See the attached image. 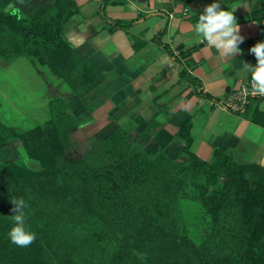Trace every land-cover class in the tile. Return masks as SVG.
Wrapping results in <instances>:
<instances>
[{
  "label": "crops",
  "instance_id": "1",
  "mask_svg": "<svg viewBox=\"0 0 264 264\" xmlns=\"http://www.w3.org/2000/svg\"><path fill=\"white\" fill-rule=\"evenodd\" d=\"M56 1L0 0V9L27 22ZM74 1L79 10L65 22L64 33L76 59L99 78L84 89L60 77L41 54L0 57L1 131L30 129L3 123L7 111L42 124L62 110L76 121L69 133L72 158L85 157L109 134L123 128L152 156L164 147L180 172L185 140L178 132L190 121L192 150L200 158L213 162L214 150L220 148L247 165L249 174L262 173L264 126L244 109L253 97L248 110L258 105L264 111V96L250 94L239 109L229 101L251 81L244 63L256 65L249 49L264 42V18L261 23L254 17L256 10L264 8V0ZM213 2L225 10L235 9L244 40L233 57H221L194 32L198 16ZM189 48L194 49L191 56L183 55L181 51ZM184 69L196 80L183 76ZM23 150L20 137L0 138V161L19 160Z\"/></svg>",
  "mask_w": 264,
  "mask_h": 264
},
{
  "label": "trees",
  "instance_id": "2",
  "mask_svg": "<svg viewBox=\"0 0 264 264\" xmlns=\"http://www.w3.org/2000/svg\"><path fill=\"white\" fill-rule=\"evenodd\" d=\"M78 10L74 0H58L45 13L26 22L18 14L0 9V57L9 60L41 54L60 77L71 81L78 76L77 86L84 89L94 84L98 73L76 59L75 49L64 33L65 22ZM254 17L262 23L264 8L256 10ZM260 34L262 40V27ZM193 50L181 52L191 56ZM183 76L196 80L186 69ZM250 101L244 111L264 126V111L258 105L249 111ZM60 111V116L25 131L5 133L0 129L2 140L20 137L29 158L40 160L44 167L35 172L17 160L0 161V205L5 212L0 215V244L4 245L2 256L9 259L8 264L47 261L49 253L45 249L31 260L24 256L35 252L32 245L22 248L12 244L8 238L12 225L5 219L12 211L13 198L22 197L28 202L27 211L38 203H46L44 194L30 199L34 191L44 190L58 197L61 193L67 196L70 213L77 216V221L88 216L95 221L90 227L97 226L93 233L97 235L98 264H264V170L253 176L247 165L236 162L230 152L220 148H215L213 162L200 158L192 150L190 121L178 132L185 140V161L180 172L174 160L164 153V147L157 156H152L140 149L135 140L130 141L123 128L109 134L85 157L72 158L68 155L69 133L76 121ZM42 177L53 183L47 187L48 184L40 185L33 180ZM220 177L225 178L221 184ZM198 181L204 188L200 201L211 214L210 233L200 243L176 230L180 193L187 184ZM33 182L35 187H30ZM41 214L38 212L35 226L32 219L26 221L27 229L36 235L33 245L45 234L54 232L52 226L45 229ZM78 225L80 231L82 225L80 222ZM140 227L155 231L154 241L159 246L154 255H148L145 247H137L128 236ZM47 240L50 245L57 241L51 234ZM7 246L13 249L7 250ZM16 249L25 250L23 257L12 254Z\"/></svg>",
  "mask_w": 264,
  "mask_h": 264
},
{
  "label": "rangeland",
  "instance_id": "3",
  "mask_svg": "<svg viewBox=\"0 0 264 264\" xmlns=\"http://www.w3.org/2000/svg\"><path fill=\"white\" fill-rule=\"evenodd\" d=\"M73 80L77 85L79 82L78 76H75ZM5 116L6 119H4V121L1 120L3 123L7 124L8 122L10 125H16L17 123L21 129L33 128L35 126L45 124L46 121L50 120L46 119V121H42V124H39L35 119H20V116H18L16 113L11 112L8 114V111L6 112ZM129 139L130 141L132 140L131 138ZM23 151V157L17 160L19 163H24V166L35 172L42 171L44 169L40 160L29 158L27 151L25 149ZM224 179V177H220L219 184H221ZM33 180L37 181L40 185L42 183L43 185L48 184L47 187L53 183L44 177ZM30 187H35V182H33V186ZM203 190L204 188L199 184V181L190 182L187 184V186H185L179 196L181 203L178 226L176 230L180 235H189L194 241L198 243H200L205 237L209 235L211 227V214L205 210L200 201V197L203 196ZM44 191L42 193L34 191L31 194L30 199H36L40 197V195L44 194L47 201L46 203H38L35 208L30 210L26 211L25 209L26 221L32 219V225L35 226L39 218L38 212L42 213V223L45 229H50V226H52L54 227V229H52L54 232L45 234L42 238H40V241L34 243V245L36 244L37 246L36 248L33 247V243L31 244L32 249L35 251L34 253L30 252V254L24 255L25 250L18 252V249H16L12 251V254L18 255L20 258L23 257V255L26 257L29 256L31 260L33 256L36 254L38 255L40 250L45 249L49 254L48 258H46L47 261L44 262V264H98V256L96 251L97 246L95 243V238L97 235L96 233H93V229L95 227L97 228V226L93 225L94 227H90L93 223H95V221H93L89 216L80 218V220L77 221V216H72L70 213L71 202L67 196L65 197L61 193V195L58 197L57 194L47 190ZM2 207L3 206L0 205V215L3 216L5 212H2ZM12 215H14L13 211H11L5 217V219L7 222H10L9 225L13 226V223L11 222ZM79 222L82 225V229L80 231L78 230ZM4 228L6 229V227ZM154 233L155 231L152 232L148 228L140 227V229L134 230V232L128 236H130L137 247H145V252L148 255H154L156 249H158L159 246V244L155 243L154 241ZM50 234L56 236L57 241L54 240L53 245H50L49 241L47 240L48 235ZM158 235L162 237L165 236V234L163 235L162 233H158ZM180 235L179 240L182 241ZM7 248V250L13 249L12 246H7ZM3 249L4 245L0 244V264H8L9 259L6 256H2ZM27 264L30 263L28 262Z\"/></svg>",
  "mask_w": 264,
  "mask_h": 264
},
{
  "label": "clouds",
  "instance_id": "4",
  "mask_svg": "<svg viewBox=\"0 0 264 264\" xmlns=\"http://www.w3.org/2000/svg\"><path fill=\"white\" fill-rule=\"evenodd\" d=\"M235 9L225 10L220 3L213 2L207 5L194 24L195 34L206 42L207 46L217 50L224 58L235 56L241 51L239 45L244 37L240 35V27L234 16ZM256 58V65L244 63V68L251 74V88L253 94L264 96V42H257L249 49ZM14 205L11 216L13 226L8 232L10 242L18 247H28L36 240L35 233L26 227V212L29 207L21 198H13Z\"/></svg>",
  "mask_w": 264,
  "mask_h": 264
},
{
  "label": "built area",
  "instance_id": "5",
  "mask_svg": "<svg viewBox=\"0 0 264 264\" xmlns=\"http://www.w3.org/2000/svg\"><path fill=\"white\" fill-rule=\"evenodd\" d=\"M250 94H253L251 88V81L247 84H243L241 89L233 94L234 96L229 101V105L233 108L239 109L243 103H246L247 98Z\"/></svg>",
  "mask_w": 264,
  "mask_h": 264
}]
</instances>
